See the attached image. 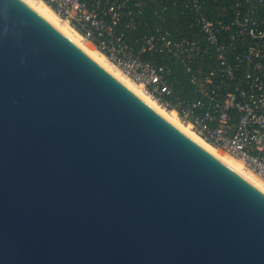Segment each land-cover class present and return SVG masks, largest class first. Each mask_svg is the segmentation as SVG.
I'll return each mask as SVG.
<instances>
[{"label": "water", "instance_id": "1", "mask_svg": "<svg viewBox=\"0 0 264 264\" xmlns=\"http://www.w3.org/2000/svg\"><path fill=\"white\" fill-rule=\"evenodd\" d=\"M0 264H264V193L0 0Z\"/></svg>", "mask_w": 264, "mask_h": 264}, {"label": "built area", "instance_id": "2", "mask_svg": "<svg viewBox=\"0 0 264 264\" xmlns=\"http://www.w3.org/2000/svg\"><path fill=\"white\" fill-rule=\"evenodd\" d=\"M40 1L204 142L264 182V0ZM170 2L171 26L151 27L146 7L164 14ZM147 53L171 58V85L169 69ZM176 67L194 88L187 99L173 93ZM170 94L171 104L162 99Z\"/></svg>", "mask_w": 264, "mask_h": 264}, {"label": "bare ground", "instance_id": "3", "mask_svg": "<svg viewBox=\"0 0 264 264\" xmlns=\"http://www.w3.org/2000/svg\"><path fill=\"white\" fill-rule=\"evenodd\" d=\"M25 1L32 9H34L39 15L51 23L55 28H57L62 34H64L68 39L75 43L80 49H82L88 56L95 60L99 65L116 77L121 83L128 87L132 92L139 96L144 102H146L152 109L169 121L172 125L182 131L195 143L200 145L202 148L207 150L217 159L225 163L227 166L235 170L243 178L249 181L256 188L261 190L264 193V182L255 174L244 169L240 161L233 158L232 156L224 153L223 151L214 148L208 143L204 142L199 136L193 133L187 126L183 125L176 117V114L173 111H164L162 110L157 103L151 99L150 96L146 95L141 86L131 81L127 76H125L118 68L112 65L106 60V58L92 48L86 41H84L81 36L75 32L66 22L60 20L56 14L47 7L40 0H23Z\"/></svg>", "mask_w": 264, "mask_h": 264}, {"label": "trees", "instance_id": "4", "mask_svg": "<svg viewBox=\"0 0 264 264\" xmlns=\"http://www.w3.org/2000/svg\"><path fill=\"white\" fill-rule=\"evenodd\" d=\"M164 1V0H162ZM161 0H156V5L160 4ZM156 5L150 4V6L146 7L145 13L147 21H149V24L151 27L155 26H164V27H169L171 26V2L170 6L168 7V11L165 12L164 14H154L153 9L156 7ZM141 31L144 30V28L140 29ZM145 57L147 58H155L157 59V63L159 65H166V67L170 71V77H169V84L171 85V58L164 57L161 54L158 53H147L145 54ZM163 59V60H162ZM176 72H178V79H179V84L175 86V91L173 92L176 96H178L180 99H187L190 95H192V90L194 89L192 84L188 81V78L184 76V73L182 69H178L176 67ZM164 101H168L171 104V94L169 96H162Z\"/></svg>", "mask_w": 264, "mask_h": 264}, {"label": "rangeland", "instance_id": "5", "mask_svg": "<svg viewBox=\"0 0 264 264\" xmlns=\"http://www.w3.org/2000/svg\"><path fill=\"white\" fill-rule=\"evenodd\" d=\"M152 99V98H151ZM154 100V99H153ZM155 101V100H154ZM156 102V101H155ZM157 103V102H156ZM157 105L162 109V110H164V111H166V112H168L169 110H167V109H164L162 106H160L158 103H157ZM170 112V111H169Z\"/></svg>", "mask_w": 264, "mask_h": 264}]
</instances>
